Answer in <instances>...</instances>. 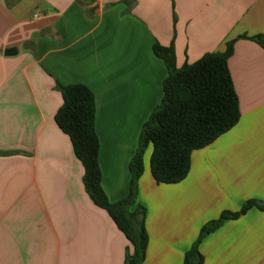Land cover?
<instances>
[{
	"label": "crops",
	"instance_id": "0c3cea01",
	"mask_svg": "<svg viewBox=\"0 0 264 264\" xmlns=\"http://www.w3.org/2000/svg\"><path fill=\"white\" fill-rule=\"evenodd\" d=\"M264 0H0V264H124L128 241L83 185V168L54 116L56 82L95 98L101 186L127 197L129 163L167 76L223 52L237 124L192 152L176 184H158L143 154L136 204L145 209L144 264H184L201 228L223 212L264 203ZM30 42L34 54L22 48ZM18 48L14 56H5ZM202 264H264V211L228 219L198 246Z\"/></svg>",
	"mask_w": 264,
	"mask_h": 264
},
{
	"label": "trees",
	"instance_id": "16d2710c",
	"mask_svg": "<svg viewBox=\"0 0 264 264\" xmlns=\"http://www.w3.org/2000/svg\"><path fill=\"white\" fill-rule=\"evenodd\" d=\"M264 47V37L250 38ZM235 40L226 43L223 52L204 54L192 64L176 68L172 47L152 46L163 60L167 76L162 82V98L144 122L137 150L129 163L130 190L126 198L110 202L101 186L98 163L99 142L95 132V98L84 85L63 86L56 82L62 104L54 121L69 138L74 156L83 168L84 189L92 203L107 212L128 241L124 264H144L147 234L145 209L136 204L137 181L143 173V154L150 145L149 170L158 184H176L190 169L192 152L203 149L233 128L240 117L238 99L228 70V59ZM252 207L264 211V203L254 200L243 204L239 212H223L206 223L184 264H202L198 251L201 240L228 219H235Z\"/></svg>",
	"mask_w": 264,
	"mask_h": 264
},
{
	"label": "water",
	"instance_id": "95a60500",
	"mask_svg": "<svg viewBox=\"0 0 264 264\" xmlns=\"http://www.w3.org/2000/svg\"><path fill=\"white\" fill-rule=\"evenodd\" d=\"M22 48L25 50L31 51L35 56L34 46L30 44V42L24 44ZM17 53H18V48H10V49L5 50L4 55L10 57V56L16 55Z\"/></svg>",
	"mask_w": 264,
	"mask_h": 264
}]
</instances>
